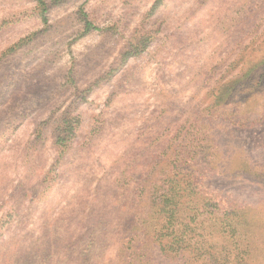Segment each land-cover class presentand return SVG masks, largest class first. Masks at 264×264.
<instances>
[{"label": "clouds", "instance_id": "obj_1", "mask_svg": "<svg viewBox=\"0 0 264 264\" xmlns=\"http://www.w3.org/2000/svg\"><path fill=\"white\" fill-rule=\"evenodd\" d=\"M0 264H264V0H0Z\"/></svg>", "mask_w": 264, "mask_h": 264}]
</instances>
